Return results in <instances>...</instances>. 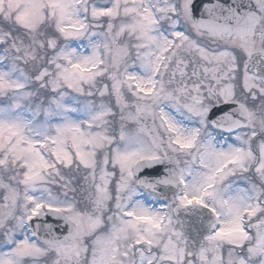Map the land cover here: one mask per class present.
I'll list each match as a JSON object with an SVG mask.
<instances>
[{"label":"snow or ice","instance_id":"1","mask_svg":"<svg viewBox=\"0 0 264 264\" xmlns=\"http://www.w3.org/2000/svg\"><path fill=\"white\" fill-rule=\"evenodd\" d=\"M0 264H264V0H0Z\"/></svg>","mask_w":264,"mask_h":264}]
</instances>
